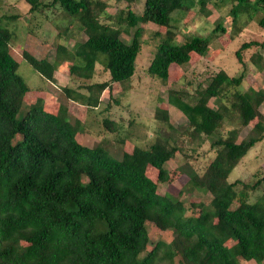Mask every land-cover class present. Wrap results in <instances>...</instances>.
I'll use <instances>...</instances> for the list:
<instances>
[{
    "label": "trees",
    "instance_id": "1",
    "mask_svg": "<svg viewBox=\"0 0 264 264\" xmlns=\"http://www.w3.org/2000/svg\"><path fill=\"white\" fill-rule=\"evenodd\" d=\"M25 1L29 12L57 6L76 17L85 35L71 50L57 44L51 60L22 51V58L50 82L65 61L72 78L87 82L101 63L110 83L128 82L141 48L139 22L164 28L154 32L159 41L147 67L162 83L170 65L185 67L192 53L205 56L209 51V37L189 35L178 41L173 29L196 3L203 9L209 0H143L139 13L133 9L137 0H124L126 5L114 13L105 0ZM230 1L234 26L242 14L252 18L260 13L257 24L264 31V0ZM17 16H0V264H241L227 242L241 259L264 264V189L251 200L264 183V169L249 180L228 181L248 150L264 139V92L252 87L241 91L243 73L233 76L223 69L198 85L194 95L169 88L168 104L183 113L185 126L174 127L168 109L156 108L154 118L166 135L156 133L146 147L133 145L116 158L99 143L86 146L76 139L82 122L71 120L66 106L48 112L37 98L22 109L31 90L17 74L18 62L10 53L14 34L2 22ZM130 28L135 29L126 42L121 32ZM214 31L224 28L217 23ZM237 32L235 27L232 35ZM253 47L249 60L261 68L264 40L242 42L234 52L236 61L243 66ZM77 87L86 93L70 86L61 90L70 101L94 108L109 83L81 82ZM224 122L236 125L221 133ZM102 123L114 128L109 118ZM206 138L213 157L198 171L187 149L194 152ZM177 155L184 159L178 169L187 175L186 187L178 197L161 194L158 183L169 180L166 164ZM149 166L155 179L147 174ZM185 190L202 191L209 201L185 205L180 196ZM146 222L169 231V242L149 246Z\"/></svg>",
    "mask_w": 264,
    "mask_h": 264
},
{
    "label": "rangeland",
    "instance_id": "2",
    "mask_svg": "<svg viewBox=\"0 0 264 264\" xmlns=\"http://www.w3.org/2000/svg\"><path fill=\"white\" fill-rule=\"evenodd\" d=\"M108 4V11L114 13L126 5L122 0H105ZM143 0H137L133 9L140 12ZM28 4L25 0H2L0 3V16L17 13L15 20H2L14 36L10 43V53L18 62L17 74L23 78L30 90L24 96L22 109L26 103H34L37 98L42 101L38 106L51 112L56 111L59 105L67 107L73 118L79 119L81 130L77 132L76 139L86 145L101 144L113 157L119 158L124 150H130L133 145L146 147L150 137L156 133L166 135L167 130L159 125L154 118L156 108L168 109L169 121L176 127L186 124L183 113L172 105L168 104V89L184 90L189 96L195 94L198 85L203 86L207 77L214 75L218 70L223 69L228 75L238 76L243 73V80L239 89L246 90L248 87L259 89L264 92V53L261 61V68H258L250 60L249 56L255 52V48L246 51L244 65H240L235 58L234 52L244 41L264 40V31L258 26L257 21L260 13L252 18L242 14L235 26L232 24V15L229 12L230 0H209L203 9L199 4L180 16L174 24L176 39L178 41L189 35L207 36L210 39L209 51L205 56L191 54L190 63L180 68L176 64L169 67L168 80L162 83L160 80L151 77L147 73V67L153 57L155 46L159 39L154 32H163L164 28L152 22L138 23L141 28V48L136 56L135 72L131 79L125 83H110L109 73L101 63H96L93 76L87 82L72 78L68 75L69 62L61 63L55 72V81L50 82L42 78L21 56L26 50L36 58L46 57L49 60L54 58L55 47L62 44L69 50L76 41L83 40L85 35L80 30L76 17L64 14L57 6L44 12L28 11ZM205 11L208 14L204 13ZM108 22V20H103ZM217 23H220L224 31H214ZM117 25V23H115ZM238 28L235 36L232 35L234 28ZM123 28V25L121 29ZM135 28L127 32H121V38L129 41ZM82 83L108 82L107 87L100 95V102L94 108H87L80 103H75L66 98L63 86L76 88L86 93L84 88L77 87ZM213 106L212 100L209 102ZM264 115V102L260 107ZM109 118L114 123L113 129H106L102 123L104 118ZM255 120L241 130L239 139L246 135ZM236 123L224 122L223 133L226 127L235 126ZM192 155L191 161L201 171L206 163L213 157L210 148V140L206 138L194 149V152L187 149ZM184 159L177 155L172 161L166 164L169 171V180L165 183H158V192L178 197L179 191L186 187L187 175L181 173L178 166ZM264 169V139L252 147L239 163L231 170L228 181L234 179L249 180L254 175H261ZM147 174L155 179L156 172L150 166L147 167ZM264 189V183L260 190L251 195V200ZM185 205L189 200L204 202L209 201V195L199 190H185L180 195ZM146 229L149 235V246L157 241L169 242L171 234L169 231H162L150 222H146ZM232 256L241 264H258L254 260H243L238 256L231 242H227Z\"/></svg>",
    "mask_w": 264,
    "mask_h": 264
}]
</instances>
